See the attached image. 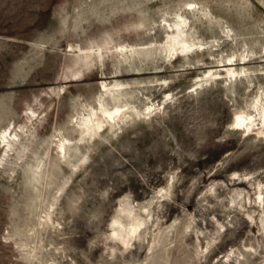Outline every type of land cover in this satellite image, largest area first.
Returning <instances> with one entry per match:
<instances>
[{"label":"rangeland","instance_id":"obj_1","mask_svg":"<svg viewBox=\"0 0 264 264\" xmlns=\"http://www.w3.org/2000/svg\"><path fill=\"white\" fill-rule=\"evenodd\" d=\"M230 55L248 78L205 74ZM256 94L264 0H0V264H264ZM99 101L129 117L81 136Z\"/></svg>","mask_w":264,"mask_h":264},{"label":"bare ground","instance_id":"obj_2","mask_svg":"<svg viewBox=\"0 0 264 264\" xmlns=\"http://www.w3.org/2000/svg\"><path fill=\"white\" fill-rule=\"evenodd\" d=\"M178 20L175 21L172 25H167V41L165 42V46L172 47L175 51L179 50L178 52H174L175 55L181 54L184 55L189 51L191 48L187 44V41L185 39V28H186V19L184 17L177 16ZM116 48L118 52L122 55V53H127L130 51H135V48L132 45H116ZM87 49H92L91 47H88ZM168 50V49H167ZM173 53V54H174ZM91 57V53L88 51H85L79 58V60L86 62ZM234 57V56H233ZM231 57V55L225 60L220 61L217 65V67H220L219 70H207L208 72L205 73L209 78H216L221 76V72L225 74V76L229 79H236V77L243 76L244 78L249 77V71H247L245 68L237 69L235 67L236 63L234 62V58ZM245 57L241 56L239 57L240 63L244 62ZM82 63V62H81ZM78 73V70L71 72L72 76H75ZM103 89L108 90L109 87L106 84H103ZM252 105L250 110H236L234 113V116L232 118V126L234 128H241L243 132L246 130L249 132H253L258 135L264 136V95H254ZM248 107V106H247ZM243 109V108H242ZM249 109V107L247 108ZM29 112H25V115L28 119L33 117L34 109L29 108ZM153 110L152 104H149L146 106L145 111L147 113H150ZM153 112V111H152ZM151 112V113H152ZM148 115V114H147ZM128 109L124 106L116 105L113 108H106L102 101L98 102V108H90L87 115L80 118V121L77 123L79 129H80V135H85L88 132H99L102 130L105 126H107L109 123L115 121V120H124L128 118ZM14 130V129H13ZM6 131V130H5ZM3 132L0 135V142L3 144V151H6V147L10 146L12 142L15 140V137L17 136V133L14 130V133L7 134V132ZM245 132V133H246ZM7 135H9L7 137ZM70 143V139L68 138H61L58 141L57 148L59 154H65V148L66 145ZM259 193L257 197L260 199V202H263L264 198L261 195L262 187H258ZM257 198V199H258ZM141 221L137 222L136 224L132 225L130 230L126 233L129 235L130 233L133 234L135 231L139 228L141 225ZM140 229V228H139ZM115 233V232H114ZM125 241V240H123Z\"/></svg>","mask_w":264,"mask_h":264}]
</instances>
